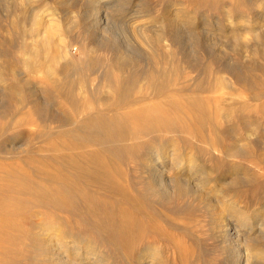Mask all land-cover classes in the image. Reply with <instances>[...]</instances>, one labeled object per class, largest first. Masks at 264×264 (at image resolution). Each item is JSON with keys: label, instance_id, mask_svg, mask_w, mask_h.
<instances>
[{"label": "rangeland", "instance_id": "obj_1", "mask_svg": "<svg viewBox=\"0 0 264 264\" xmlns=\"http://www.w3.org/2000/svg\"><path fill=\"white\" fill-rule=\"evenodd\" d=\"M0 1V50L10 53L12 69L28 76L0 80V264H40L32 246L47 227L64 233L69 264L86 263L80 253L98 258L97 251L107 264H238L244 248L221 243L215 224L222 214L247 233V219L264 235V0H111L108 32L97 28L104 27L95 10L101 0H33L35 22L24 12L33 37L22 35L14 49L20 38L5 30L21 6ZM184 17L194 25L179 24ZM138 24L155 35L135 33ZM32 42L47 59L35 71L18 60ZM96 43L104 48L93 62L114 54L116 45L156 69L154 79H138L112 119L126 120L130 129L124 139L119 132L111 139L128 148L109 167L112 181L89 177L102 166L91 154H114L103 141L107 124L76 141L66 127L70 117L79 124L108 107L99 100L108 94L103 78L111 71L85 67ZM73 62L81 76L62 75L59 70ZM88 98L98 103L88 106ZM174 149L179 156H172ZM171 161L183 162L179 171L170 169ZM76 163L89 172H75ZM163 175L201 188L189 198L177 197L173 186L154 192L152 178Z\"/></svg>", "mask_w": 264, "mask_h": 264}, {"label": "bare ground", "instance_id": "obj_2", "mask_svg": "<svg viewBox=\"0 0 264 264\" xmlns=\"http://www.w3.org/2000/svg\"><path fill=\"white\" fill-rule=\"evenodd\" d=\"M9 1V0H8ZM11 1V0H10ZM19 3V5L21 6L20 10H13L11 12L10 18L12 19L10 22H12L7 29L6 26V30L4 27L5 31H8L9 36L10 34L13 35H17L19 36L20 40L18 43H13L11 45V48L14 49L17 46H19L18 44L21 43V37L22 35L27 36L29 38H32L34 31L31 28L33 25L31 23L35 22L36 18H38L37 13L34 12L33 7L31 4L33 2V0H15ZM82 1V0H81ZM91 1V0H90ZM1 2V1H0ZM3 2V1H2ZM14 2V1H13ZM67 2V1H66ZM115 2V1H114ZM17 3V4H18ZM73 3V2H72ZM113 1L111 2V0H101V4L99 6H97L95 8L96 9H100V12L98 10V13H100L99 15V22H102L104 24V27L100 26L97 27L98 29L101 28H106L107 27V21L105 20V16L109 18V13L111 11L110 9V4H112ZM67 5V4H66ZM114 6H118V3H115ZM121 6V5H120ZM113 7V6H112ZM115 7V8H116ZM119 7V6H118ZM9 8V7H8ZM114 9V8H113ZM124 9V8H123ZM30 12L31 15V23H29L25 17V13L26 12ZM103 11V12H102ZM25 12V13H24ZM6 14V13H5ZM29 15V16H30ZM97 15V14H96ZM176 16V15H175ZM177 17V16H176ZM188 17V16H187ZM171 18V17H170ZM174 19V17H172ZM178 18V17H177ZM185 18V17H184ZM190 18V16L188 17V19ZM176 19V18H175ZM181 19V18H180ZM182 19V20H178V22H180L179 24H184V25H191L194 23L191 20H186ZM194 19V18H193ZM192 19V20H193ZM143 20V19H142ZM93 22V20H92ZM3 23V22H2ZM98 23V22H97ZM96 23V24H97ZM170 23V22H169ZM7 24V23H5ZM94 24V22H93ZM100 24V23H99ZM143 24V23H142ZM175 24V23H174ZM178 24V23H177ZM231 24V23H230ZM30 25V27L27 29V27ZM95 25V24H94ZM98 25V24H97ZM139 25V24H138ZM183 25V26H184ZM109 26V25H108ZM140 26V25H139ZM145 26V25H144ZM144 26H140L138 28V30H135V33L137 34H142L148 37V35L153 34L155 35L152 30L147 29ZM164 26V25H163ZM193 27V26H192ZM49 28V27H47ZM168 28V27H167ZM170 28V27H169ZM185 28V27H184ZM195 28V27H194ZM194 28H191V30L193 31ZM97 29V31H98ZM108 28L106 29H101L102 31L106 32ZM133 29V28H132ZM94 30V28H93ZM195 31V30H194ZM193 31V32H194ZM47 32V31H46ZM108 32V31H107ZM188 32V31H187ZM237 32V31H236ZM108 34V33H106ZM136 34V35H137ZM102 35V34H101ZM190 35V34H189ZM17 36V38H18ZM49 36V34L47 35ZM103 36V35H102ZM138 36V35H137ZM136 36V37H137ZM50 37V36H49ZM193 37V36H192ZM9 39L12 37H8ZM18 38V39H19ZM102 38V37H101ZM108 38V37H107ZM260 38V37H259ZM8 39V40H9ZM16 39V42L17 40ZM13 40V39H11ZM10 40V41H11ZM6 41V40H5ZM15 41V40H14ZM13 42V41H12ZM147 42V40H146ZM101 44V43H100ZM145 44V43H144ZM111 45V44H110ZM95 46H98V43L95 44ZM102 46V45H101ZM116 46V45H115ZM115 46L113 48H111V51H115L114 54L111 55H106L104 57V59H102L101 61L98 62H93V59L96 56V52H98L99 50H102L104 47H99L98 50H92L90 51V53H88L87 57V65L85 63V67H87L86 69H93L97 68V67H101V69H104L105 71H111L110 75L105 76L103 78L104 83H106V87L109 89L107 91V95L105 98L99 100V102H102L105 104V106L107 105L108 107L105 109H101L99 108V110H97L96 108V112L95 113H88L86 114V116L83 118L82 116V120L81 122L78 124L77 120L75 117H70L67 119V123H66V127L68 129V134L70 136V138L74 139L75 141L78 140V136L81 133H86L89 131H95V133L99 132V130L102 129V127L107 124V128L109 131V135L108 138H102V135H98L97 140L101 143L104 141V144L109 145L107 149H112L114 150V154L110 152V157L107 158L106 156H102L99 153L96 154H91L90 160H97L99 161V163L102 165L100 170H92L93 172H89L87 169H85L84 166L80 165V164H75L73 165L75 168V172L77 168H80L82 170V172L84 173H88L89 172V177L98 180L100 179L101 176L106 177L107 179H110L112 181V178H110V173H109V167L115 164H119L121 162V160L124 158V155H126V150H128V148L125 145H121L120 147H116L115 145L112 144L111 139H113V134L117 132H119L122 136L121 139H124L126 136H128V134L130 133V129L127 127L126 124V120L125 122H121L118 123L114 120H112L115 116V114L118 112V110H120L121 108H124L126 106V104L128 103L130 97L129 95L131 94V92L134 89V85L138 82V79L141 77H144L146 79H154L153 77H155V68L151 66L150 61H146L143 62L142 60H135L132 58L130 52L126 51H120L119 49L117 50V48L115 49ZM148 46H150V44H148ZM3 48V47H2ZM41 48L43 49L42 53L46 54L47 53V46L45 44L41 45ZM108 48V47H107ZM6 49V48H5ZM127 49V48H126ZM7 50V49H6ZM17 50V49H16ZM154 51V50H153ZM8 51L5 50H0V80H8L10 78H15L17 80H22L28 76L27 73L24 70L18 69H12L10 67V63H8V61L6 60L10 53H7ZM196 53V52H195ZM135 54V53H134ZM137 56V55H136ZM171 56V55H170ZM171 58V57H170ZM17 59V58H15ZM63 59H65L63 57ZM19 61L22 60V62L26 65L27 68H29L30 70H37L40 66H43L44 63L47 61L46 57H41V50L38 47V44L35 43H31L30 46H28L27 50H26V57H21L20 59H18ZM171 60V59H170ZM96 61V60H95ZM57 62V61H56ZM174 62V61H173ZM191 62V61H190ZM64 63V62H63ZM74 63V62H73ZM64 65V64H63ZM4 66H7L4 67ZM12 66V65H11ZM84 68V67H83ZM186 68V67H185ZM60 73L62 75H72V73L74 74V77L77 76L79 73L80 75L78 77L81 76V73L83 71V69L81 70V67L78 68L77 65L74 63H66L65 66H63V68H61V70H59ZM249 73V72H248ZM258 73V72H257ZM99 74V73H98ZM101 75V74H100ZM73 76V75H72ZM89 76V74H88ZM87 76V77H88ZM258 76V75H257ZM30 77V75H29ZM53 78H55L54 76H52ZM242 77V76H241ZM90 78V77H89ZM25 80V79H24ZM29 80V79H28ZM79 80H83V78L79 79ZM88 80V78H87ZM209 80V79H208ZM248 80V79H247ZM72 81V80H70ZM239 81V80H238ZM244 81V80H243ZM258 81V80H257ZM255 81V83L257 82ZM90 82V81H89ZM242 82V81H241ZM252 82V81H251ZM94 84V82H93ZM257 84H259V81L257 82ZM255 84V85H257ZM75 85V84H74ZM82 85V84H81ZM245 85V84H244ZM100 86V85H98ZM78 87V85H77ZM244 87V86H243ZM81 88V87H80ZM76 89V88H75ZM74 91L73 87H70L68 89L69 92V97L72 101H74V94H72ZM75 93V92H74ZM17 94L21 97V93L20 91L17 92ZM84 94V93H83ZM258 94V93H256ZM255 94V95H256ZM260 95V92H259ZM76 96V94H75ZM258 96V95H257ZM254 97V96H253ZM22 99H24L23 97H21ZM79 98V97H78ZM95 103H98V101L96 102L95 99H90L88 98L86 100V105H93ZM82 104V103H81ZM76 112V111H75ZM67 116V115H66ZM81 118V116H80ZM66 121V120H65ZM95 121L97 123V126H94V128H91V122ZM182 122V120H181ZM106 128V127H105ZM116 131V132H115ZM132 133V132H131ZM228 134V133H227ZM86 136V135H85ZM103 139V141H102ZM255 139V138H254ZM80 140V139H79ZM106 141V142H105ZM174 141V140H173ZM172 142V141H171ZM114 143V142H113ZM103 144V143H102ZM174 144V143H172ZM115 146V147H114ZM150 147V145H148ZM172 146V145H171ZM164 147V146H163ZM152 150V149H151ZM160 151V150H159ZM109 152V150H108ZM113 152V151H112ZM153 152V151H152ZM161 152V151H160ZM159 152V153H160ZM155 153V152H154ZM158 153V154H159ZM171 153V152H170ZM149 154V152H148ZM161 154V153H160ZM142 155V154H141ZM151 155V154H149ZM179 156V153L176 149L173 150V154L172 156ZM148 156V155H147ZM171 156V157H172ZM150 156H148L149 158ZM180 158V157H179ZM186 158V157H185ZM192 158V157H191ZM151 159V158H150ZM172 159V158H171ZM177 159V158H176ZM175 159V160H176ZM143 160V159H142ZM149 160V159H147ZM153 160V159H152ZM173 160V159H172ZM185 160V159H184ZM155 161V160H154ZM177 161V160H176ZM172 162V161H171ZM192 162V161H191ZM190 162V163H191ZM173 163V162H172ZM176 163V162H175ZM173 163L172 165H170V169H177V171L180 170V166L182 165V163L179 161L176 164ZM189 163V164H190ZM193 163V162H192ZM82 164V163H81ZM144 164V163H142ZM156 164V162H155ZM186 164V163H185ZM151 165V164H150ZM86 166V165H85ZM152 166V165H151ZM158 166V165H157ZM150 167V166H149ZM157 168V167H156ZM155 168V169H156ZM193 168V167H192ZM148 169V168H146ZM154 168L152 167V170ZM154 169V170H155ZM195 169V167H194ZM200 169V168H199ZM157 170H159L157 168ZM162 170V169H161ZM160 170V171H161ZM205 171V170H203ZM151 172V171H150ZM165 171H163L164 174ZM168 172V171H167ZM154 173V172H151ZM157 173V171L155 172ZM174 173V172H173ZM178 173V172H176ZM160 174V173H159ZM162 174V173H161ZM151 175V174H150ZM154 175V174H153ZM152 175V176H153ZM202 175V174H201ZM108 176V177H107ZM183 176V175H182ZM170 177V176H169ZM98 178V179H97ZM181 178V177H180ZM180 178H167L166 176H162L161 178H152L151 183V189L155 192L158 191L155 188H159V193L160 194H165L169 191V188H171V186L174 187L173 192L177 197H192L195 196V192H198L199 189L201 187H199V185L195 186H191L188 185L187 183L183 182ZM151 179V178H150ZM192 179V178H191ZM110 180H107L105 182L109 183ZM201 181V180H199ZM223 181V180H222ZM197 182V181H196ZM195 182V183H196ZM201 183H203L201 181ZM205 184V183H204ZM202 185V184H201ZM210 189V188H209ZM69 190V189H67ZM70 191H68L69 193ZM217 195V194H216ZM71 196V195H70ZM218 196V195H217ZM221 196V195H220ZM207 197V196H206ZM72 198L73 200V196L70 197V199ZM216 200V199H215ZM224 202V201H223ZM220 205V204H219ZM213 207V206H212ZM216 207V206H215ZM214 207V208H215ZM224 207V206H222ZM217 208V207H216ZM219 208V207H218ZM221 208V207H220ZM212 209V208H211ZM214 210V209H213ZM222 210V209H221ZM216 212V211H215ZM214 212V213H215ZM218 212V211H217ZM245 212V211H244ZM239 213V212H238ZM242 213V212H241ZM217 214V213H216ZM219 214V213H218ZM237 214V213H236ZM244 215V214H242ZM241 216V215H240ZM217 217V216H216ZM219 219H215L217 221V223L215 224L216 227L215 229L218 230V234H219V239L220 242L230 246H237L239 248H244V251L241 252L242 255L240 257V259L237 261L238 264H264V235L262 234L263 229L258 226L259 228H255L254 225H251V223L249 222V220H245V224L244 227L247 229V233L245 232H241V230H237V227H233V225L231 223H228L226 220H224V216H222V214L220 216H218ZM246 218V216H244ZM248 218V217H247ZM227 219V217L225 218ZM250 219V218H249ZM261 222V221H260ZM214 223V222H213ZM214 225V226H215ZM263 225V224H262ZM53 227V226H52ZM264 227V226H263ZM62 228V227H61ZM52 228H44L42 231V235L34 237V243L32 246V250H36L38 249L40 252V255L42 256V260L40 262V264H69L71 261V259H69L68 257V253H69V249H68V242H66L64 239L65 235L64 233L60 230V227H56L55 228V232H53L51 230ZM41 232V231H40ZM39 233V232H38ZM217 233V231H216ZM53 234V236H51ZM37 235V234H36ZM262 235V236H261ZM80 236V235H79ZM82 237V236H81ZM79 239V238H78ZM54 240H57L56 242L58 243V245H54ZM79 240H74L73 244L75 247H73V252L72 254H76L77 257L79 255V253L77 252V246H79L80 241ZM59 241V242H58ZM68 241V240H67ZM87 241V240H86ZM86 243V242H85ZM84 243V244H85ZM92 245V244H91ZM72 246V245H71ZM229 246V247H230ZM92 248V247H90ZM232 248V247H231ZM238 249V248H236ZM88 250V249H87ZM94 250V249H93ZM239 250V249H238ZM72 251V250H71ZM79 251V250H78ZM241 251V250H240ZM80 252V251H79ZM101 252V251H100ZM99 251H97L96 253H94L95 255H98L100 253ZM34 253V252H33ZM145 253V252H144ZM38 254V253H36ZM160 254V253H159ZM91 253H87L82 255V253H80V257L83 258L84 264H93L94 262L97 264H107L103 259V256L101 255H97L98 258H91ZM95 257V256H93ZM238 257V255H237ZM106 258V257H105ZM156 258V257H154ZM233 259V258H232ZM73 260V259H72ZM106 260V259H105ZM153 260V259H152ZM151 260V261H152ZM107 261V260H106ZM139 261V260H138ZM155 261V260H154ZM74 262V260H73ZM99 262V263H98ZM157 262V261H156ZM156 262H152L150 264H156ZM77 263V262H74ZM141 263V262H140ZM233 263V262H232ZM111 264V263H110ZM139 264V263H138ZM160 264V263H159ZM237 264V263H236Z\"/></svg>", "mask_w": 264, "mask_h": 264}]
</instances>
